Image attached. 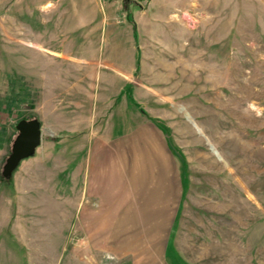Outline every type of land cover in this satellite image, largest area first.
I'll list each match as a JSON object with an SVG mask.
<instances>
[{
  "label": "rangeland",
  "instance_id": "1",
  "mask_svg": "<svg viewBox=\"0 0 264 264\" xmlns=\"http://www.w3.org/2000/svg\"><path fill=\"white\" fill-rule=\"evenodd\" d=\"M0 264H264V0H0Z\"/></svg>",
  "mask_w": 264,
  "mask_h": 264
},
{
  "label": "water",
  "instance_id": "2",
  "mask_svg": "<svg viewBox=\"0 0 264 264\" xmlns=\"http://www.w3.org/2000/svg\"><path fill=\"white\" fill-rule=\"evenodd\" d=\"M15 127L18 135L3 165L2 174L4 177H9L12 174L21 159L32 155L42 140L40 125L35 119H20Z\"/></svg>",
  "mask_w": 264,
  "mask_h": 264
},
{
  "label": "crops",
  "instance_id": "3",
  "mask_svg": "<svg viewBox=\"0 0 264 264\" xmlns=\"http://www.w3.org/2000/svg\"><path fill=\"white\" fill-rule=\"evenodd\" d=\"M102 98H104V97H102ZM163 162L166 164V163H167L166 159L163 160ZM101 163H102V162H101ZM94 183H95V182H94ZM100 187H101V189H104V185H101ZM97 189H98V186H97Z\"/></svg>",
  "mask_w": 264,
  "mask_h": 264
}]
</instances>
